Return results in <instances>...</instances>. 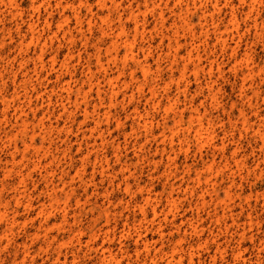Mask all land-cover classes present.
I'll list each match as a JSON object with an SVG mask.
<instances>
[{
    "label": "rangeland",
    "instance_id": "obj_1",
    "mask_svg": "<svg viewBox=\"0 0 264 264\" xmlns=\"http://www.w3.org/2000/svg\"><path fill=\"white\" fill-rule=\"evenodd\" d=\"M117 1L119 12H128L132 4L140 27L135 34V19L123 16L125 31L117 37L113 62L105 50L110 37L100 33L99 17L107 11L100 9L97 0H0V264H62L63 260L93 264L96 253L87 251L85 240L95 216L90 208L98 205L115 207V251L121 242L133 260L132 227L141 214L132 210V201L151 192L164 204L169 183H180L186 165L193 169L212 159L210 144L201 143L199 149L189 138L181 145V133L178 137L170 131L175 114L182 111L187 126L195 110L213 120L214 142L233 132L241 141V170L233 166L235 182L242 184L241 199L234 198L231 205L237 213L240 201L245 207L250 204L241 222L249 211L253 221L241 241L231 227L224 231V223L219 234L211 216L213 207H204L199 212L202 246L196 249L193 263L185 259L184 264H264V151L257 149L260 141L252 135L264 116V0L244 4L219 0L217 7L215 0H196V5L188 0L189 10L183 15L184 24H177V35L175 14L179 5L185 8L186 0H157L156 4L147 0V6L144 0ZM159 11L164 13L162 21ZM91 15L94 20L89 24ZM111 19L116 34V11ZM215 26L225 43L216 38ZM201 27L209 32L201 33ZM126 38L132 42L131 50L122 42ZM101 44L104 71L96 54ZM191 50L197 66L190 63L181 72ZM140 64L149 67L148 76ZM105 72L117 78L115 89H120L111 103L105 81L101 82L102 101L96 87L90 90L87 84L88 77L101 79ZM151 86L155 96L149 92ZM79 90L86 92L85 98ZM241 110L248 118L246 130L239 128ZM105 111L110 112L108 120ZM144 119L150 122L147 128ZM96 123L103 130L102 141L99 130L93 129ZM162 132L173 141H163ZM232 150H227V156ZM85 157L107 160L115 174L111 185L110 178L94 172ZM215 161L220 163L219 157ZM216 182L218 198L224 199L228 178L224 175ZM184 204L187 211L188 202ZM185 214L191 216L190 211ZM147 216L152 217L149 207ZM105 223L101 218L96 228ZM210 229L216 233L213 239L219 235L215 242ZM216 243L224 252L214 259ZM238 247L241 258L234 256Z\"/></svg>",
    "mask_w": 264,
    "mask_h": 264
},
{
    "label": "bare ground",
    "instance_id": "obj_2",
    "mask_svg": "<svg viewBox=\"0 0 264 264\" xmlns=\"http://www.w3.org/2000/svg\"><path fill=\"white\" fill-rule=\"evenodd\" d=\"M156 1L157 0L152 1V4H156ZM175 1L176 3H182V0ZM189 1H191L193 5H196V0ZM189 1L186 0L185 8H183L181 5L178 6L179 9L177 14H175L176 19L173 23V26L175 27V35H177L178 33V22L182 23L181 25L184 24L186 16L183 15H187L188 13L190 3ZM245 1L246 0H239V2L243 4ZM218 2L219 0H215V7H217ZM58 3L61 4V2ZM97 3L99 4L100 9H106L107 11V14L105 16L99 17L101 22L100 33L102 36L110 37L109 45L105 47V50L110 56L109 61L115 62V47L118 45L117 37L119 38V35L125 31V25L121 22V20L125 14L128 18L135 19L134 31L135 34H137L140 27L139 22L137 21V14L135 13L134 9H132V4H130V9L128 10V12L125 13L124 10L122 12L118 11L120 2H118L117 0H97ZM143 3L145 6L148 5L147 0H144ZM139 5H136L137 10H139ZM199 7L202 8L206 6L204 4H200ZM115 11L117 12L118 19L116 34L115 25L112 26L111 19L112 16H114L115 19ZM158 18L161 21L164 20V13L162 11H159ZM93 20L94 15H91L88 19L89 24H91ZM204 20L206 21V15H204ZM186 24L188 23L185 22V25ZM214 28V34L217 35L216 33H218L216 38L225 43L222 32L218 30L219 28L217 26H215ZM187 30L189 32H192V36L194 35V31H192V29L187 27ZM200 32L207 34L209 32V29H207L206 27H201ZM176 41L175 52H177L178 50V41ZM122 42H125L131 50L132 42L128 38H126ZM101 49H103L102 44L100 46H97L96 54L97 61L100 64V68L102 69V71H104L105 68L100 62L101 58L99 56V52ZM172 57H175L176 60L177 53L172 54ZM193 57V50H191L187 53L186 57H184V63L182 65L181 72L187 70L190 63L196 68L197 64L195 63ZM139 66L141 67L144 76H148L150 73L149 67L143 64H140ZM87 81L90 90L91 88L96 87V93L100 101H102L103 99L101 96L102 81H105L107 85H109L110 103L115 98V95L120 92V89H115V82H117V78L106 75V72L103 74V76H101V79L100 77H94L93 75H91L87 78ZM141 88L142 87L140 86L139 89ZM149 92L151 96H155V87H149ZM78 93H82L83 98L86 97V92H82L79 90ZM212 97H215V95L213 94ZM74 103L77 105L79 104L78 98L75 99ZM84 112L85 117H87V115L89 114L88 109L84 108ZM92 112H95V109ZM182 113L183 112L180 111L178 114H175L174 126L170 131L174 130V134L177 136L181 133V137L183 138H180L178 136L181 145L187 139L189 140V138H192L199 145V149L203 147L201 143L210 144L212 159L204 162L199 167H194L193 169L190 166L186 165L181 173L180 183L177 184V186L175 185V182L169 183L168 192L166 197L164 198V204H161L160 199L156 200L155 198H153L151 192H146V194L140 201H138L136 198L132 201V210L134 212L135 210H137L141 214V217L137 219V224L133 225L132 227V229L134 230L133 254L135 256L133 260L132 256L127 250V247L124 246V244L121 245V242H119L120 248H117L115 251V207L110 209V207H100L98 205L94 206V208H90L92 215L95 216H93V218L91 219V224L88 226V234L85 240V246L88 252L94 251L96 253L95 261L93 262V264H184L185 259L188 263H193L196 249L202 246L198 238V235L203 231V229L201 228V223H203V221L199 218V212L204 211V207L206 206L213 207L211 216L214 217V223L219 226L218 229H216L219 234L223 233L222 224L224 223V231L227 232L229 230V227H231L233 229V233L238 236L239 240L244 241L247 238L248 231L252 229V214L249 211L246 215V220H244L243 222H241V216L246 210V207L251 209V206L250 204H246L247 206L245 207L243 204H241L240 201L238 204L240 211L234 213L235 206L231 205V202L234 198L241 199V194L238 192V190H240L242 184L235 182L236 171L233 169L234 166L239 171L241 170L240 164L243 161L240 157H238L240 149L242 148V146H240L241 141L235 139V134L233 132L228 138L226 136L221 138L219 142H214V131L211 130V128H213L214 122L211 118L207 117L206 113H201L199 110H195V112L189 115L187 126H183L184 119ZM109 114V111H105L103 113L106 120H108ZM240 116L242 121L239 128L243 127L244 130H246L245 124L247 123L248 119L246 117V113L241 110ZM258 122L259 123L257 124V126L252 129V135L255 137V139H259L260 144H257V140L255 141V144L258 145L257 149L263 152L264 116L261 117ZM142 124L143 127L147 128L150 122L144 119ZM95 125L96 127H94L93 129L97 131L99 130V138H101L100 140L102 141L104 139L102 134L103 130L99 128L100 124L96 123ZM162 136L163 141H173V139L170 136L166 135L165 132H162ZM230 147H232L233 150L227 156V150ZM261 155L262 154H260V157ZM215 157H219L220 163H217L215 161ZM85 158L86 163L92 162L94 172H98L102 176L105 174L108 178H110L108 179V183L111 185L112 181L115 180V174H112L114 170L108 166L107 160L94 157L93 161H91V157ZM259 165L260 164L257 163V166ZM191 172H193L194 174L193 177L191 176ZM224 175H226L228 178V185L225 186V198L221 199L218 198L217 192L214 188L216 186V180L218 179V177H223ZM240 179H242V177H240ZM183 183L184 187H182ZM208 186H212L213 189L210 190ZM126 188L129 189V185H127ZM139 191H143L142 187H139ZM105 196H107V194H105ZM206 196L208 197V200ZM191 198H194L193 200H196L195 203L190 200ZM262 198L264 203V195H262ZM188 199L189 201H187ZM177 200L180 202L179 204L177 203ZM185 201L188 202L187 211L191 212V216L189 217H186L185 213H187V211L182 206L185 205ZM147 207H149L152 212V217L150 219H148L147 216ZM95 211L96 213H94ZM207 215H210L209 211H207ZM111 216L112 218H110ZM101 218H104L106 220V223L103 224L102 228H96V225L101 220ZM229 221L230 223H228ZM111 222H114L113 226H111ZM125 225H127V232H129L131 229L130 226H128L127 223H125ZM174 233H177L176 238L174 236ZM215 234L216 233L211 230V239L214 242L219 236L217 235V237L213 239V236ZM168 236L170 237L169 239L166 238ZM165 240L167 242H165ZM204 243L207 244V241H205ZM184 244H188L186 249L184 247ZM216 245L217 247L214 254L212 255L214 259L216 254L222 255V253L224 252L221 249L220 243H216ZM241 255L242 253L240 247H238L234 253V256L241 258ZM58 259L59 256L57 257V261ZM62 264H67V261L63 260Z\"/></svg>",
    "mask_w": 264,
    "mask_h": 264
}]
</instances>
